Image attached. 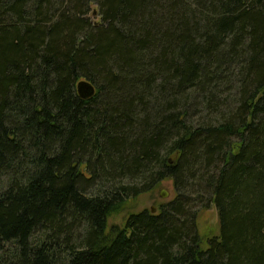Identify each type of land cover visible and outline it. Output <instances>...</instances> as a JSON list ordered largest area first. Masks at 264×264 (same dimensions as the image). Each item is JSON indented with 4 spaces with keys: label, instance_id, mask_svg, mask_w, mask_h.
I'll list each match as a JSON object with an SVG mask.
<instances>
[{
    "label": "trees",
    "instance_id": "1",
    "mask_svg": "<svg viewBox=\"0 0 264 264\" xmlns=\"http://www.w3.org/2000/svg\"><path fill=\"white\" fill-rule=\"evenodd\" d=\"M0 264H264V0H0Z\"/></svg>",
    "mask_w": 264,
    "mask_h": 264
},
{
    "label": "rangeland",
    "instance_id": "2",
    "mask_svg": "<svg viewBox=\"0 0 264 264\" xmlns=\"http://www.w3.org/2000/svg\"><path fill=\"white\" fill-rule=\"evenodd\" d=\"M98 7L95 5L91 6V13L88 16V18L91 19L94 23L100 22L101 18L98 17ZM92 86V85H91ZM89 87L87 85H84V88H82V95H87L90 93L88 90ZM197 119L200 121L205 120L206 117L205 113H199L197 114ZM173 182L172 180H165L162 182V185L156 189L154 192L146 194L141 196L138 201L135 204H131L127 209H124L121 211L120 214L112 216L110 219H108V229H115V230H122L127 221V217L132 213H140L144 210H151L152 213L155 210L153 214H156L160 207L162 205H166L168 202H170L174 197V190L172 186ZM163 191L168 192L167 198H162L161 194ZM198 228H199V234L200 237L203 238V243H206V238L208 237H214L219 232V216L218 212L215 208H211L206 211H202L198 215Z\"/></svg>",
    "mask_w": 264,
    "mask_h": 264
},
{
    "label": "water",
    "instance_id": "3",
    "mask_svg": "<svg viewBox=\"0 0 264 264\" xmlns=\"http://www.w3.org/2000/svg\"><path fill=\"white\" fill-rule=\"evenodd\" d=\"M78 87H79V91L81 92V91H82V88L84 87V84L80 83ZM88 90L90 91V93H89L90 95L94 94V89H93V87L89 86V87H88ZM168 195H169V194H168L167 191H163L162 194H161V197H162V198H167ZM154 212H155V210L153 211V213H154Z\"/></svg>",
    "mask_w": 264,
    "mask_h": 264
},
{
    "label": "bare ground",
    "instance_id": "4",
    "mask_svg": "<svg viewBox=\"0 0 264 264\" xmlns=\"http://www.w3.org/2000/svg\"><path fill=\"white\" fill-rule=\"evenodd\" d=\"M108 234V233H107Z\"/></svg>",
    "mask_w": 264,
    "mask_h": 264
}]
</instances>
